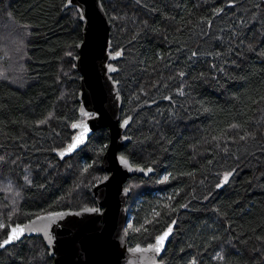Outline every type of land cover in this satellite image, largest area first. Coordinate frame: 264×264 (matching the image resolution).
Segmentation results:
<instances>
[{"label":"trees","instance_id":"obj_1","mask_svg":"<svg viewBox=\"0 0 264 264\" xmlns=\"http://www.w3.org/2000/svg\"><path fill=\"white\" fill-rule=\"evenodd\" d=\"M135 166L129 247L174 221L162 264H264V0H102ZM83 23L67 0H0V244L10 225L96 205L106 129L68 158ZM227 177V180H225ZM40 237L0 264H52Z\"/></svg>","mask_w":264,"mask_h":264},{"label":"water","instance_id":"obj_2","mask_svg":"<svg viewBox=\"0 0 264 264\" xmlns=\"http://www.w3.org/2000/svg\"><path fill=\"white\" fill-rule=\"evenodd\" d=\"M67 4L77 8L83 23V39L77 46L74 62L81 75L80 111L87 118L72 126L75 134L58 155L61 159L68 158L83 149L97 131L106 129L109 144L101 169L107 176L91 189L95 206L46 214L10 225L0 250L17 244L24 237H40L49 248L52 264H162L176 221L154 244L140 249L129 247L126 227L131 191L126 183L135 176L148 178L154 171L133 165L120 153L132 138L125 135L130 120L122 119L123 98L119 82L112 76L116 72L113 62L122 54L111 52L110 20L102 0H67ZM13 229L18 230L17 238H11ZM165 233L162 244L158 243Z\"/></svg>","mask_w":264,"mask_h":264},{"label":"snow or ice","instance_id":"obj_3","mask_svg":"<svg viewBox=\"0 0 264 264\" xmlns=\"http://www.w3.org/2000/svg\"><path fill=\"white\" fill-rule=\"evenodd\" d=\"M225 180H227V177H225ZM13 231V235H12V237L11 238H17V229H13L12 230ZM19 231H23L22 229H20ZM169 231H171V229H169ZM167 236V233H165V235L164 236H161L160 238H159V241H158V243H160V244H162V242H163V240H164V238ZM9 241H5V243H8ZM3 245H0V247H2ZM159 249H157V251H158Z\"/></svg>","mask_w":264,"mask_h":264},{"label":"rangeland","instance_id":"obj_4","mask_svg":"<svg viewBox=\"0 0 264 264\" xmlns=\"http://www.w3.org/2000/svg\"><path fill=\"white\" fill-rule=\"evenodd\" d=\"M129 224H131V218H130V216H129V221H128V225H129Z\"/></svg>","mask_w":264,"mask_h":264}]
</instances>
